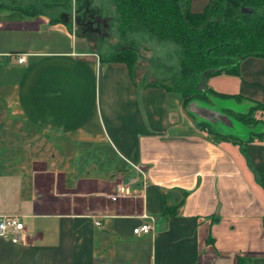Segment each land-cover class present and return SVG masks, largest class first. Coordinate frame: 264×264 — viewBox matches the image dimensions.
<instances>
[{
	"label": "crops",
	"instance_id": "1",
	"mask_svg": "<svg viewBox=\"0 0 264 264\" xmlns=\"http://www.w3.org/2000/svg\"><path fill=\"white\" fill-rule=\"evenodd\" d=\"M74 24L0 10V215L37 235L0 236V264H264V140L243 142L232 108L184 101L146 67L136 77L137 63L130 76L103 61L96 33ZM230 76L232 89H210L264 103V58H243ZM195 120L241 141L213 140ZM126 159L145 165L144 195L112 200L136 176ZM129 188L141 192L139 181ZM143 212L154 230L135 234Z\"/></svg>",
	"mask_w": 264,
	"mask_h": 264
},
{
	"label": "trees",
	"instance_id": "2",
	"mask_svg": "<svg viewBox=\"0 0 264 264\" xmlns=\"http://www.w3.org/2000/svg\"><path fill=\"white\" fill-rule=\"evenodd\" d=\"M78 0H74V7ZM115 12L116 29L120 35L128 31H144L178 45L175 66L159 62L171 84H160L178 90L184 101L202 99L212 102L211 93L218 97L242 99L239 94L200 88L201 76L239 75L243 58H264V0H208L201 11H191L190 0H111ZM72 0H0V10H16L25 17L43 14L52 23L71 18ZM61 10L56 12L55 9ZM69 20V19H68ZM67 21L70 22V21ZM103 61L124 62L130 76L138 60V49L130 41L111 51L100 53ZM246 100V99H245ZM244 112L225 109L241 123L250 121L255 112L264 113V103L247 99ZM197 126L213 140L241 141L236 135L216 130L207 121L195 120ZM264 140V130H250L243 142ZM251 165V162H247ZM264 188V177L256 171ZM176 205L163 206L161 214L171 215ZM250 260L238 256L237 264Z\"/></svg>",
	"mask_w": 264,
	"mask_h": 264
},
{
	"label": "rangeland",
	"instance_id": "3",
	"mask_svg": "<svg viewBox=\"0 0 264 264\" xmlns=\"http://www.w3.org/2000/svg\"><path fill=\"white\" fill-rule=\"evenodd\" d=\"M72 5L73 12H71V18L66 17V20L69 19L68 21L75 23L74 25H76L78 31L82 29L85 31H94L101 43V48L104 51H111L114 48L125 45L127 41L135 44L138 49L137 70L134 72L136 77L144 71L146 67L149 71V75H147L146 78L147 80H150L151 82L163 81L164 83L177 87V85L169 82L166 78L167 75L165 77L163 68L158 64L159 62L172 66L177 64V43L166 39L158 40L144 31H128L124 35H120L116 29V15L111 0H78L75 7L74 0H72ZM55 10L56 12H59L61 8ZM95 15L99 16L102 21L98 20ZM211 78L207 84H210V88L213 89H217L218 87L221 89V86L225 88L227 86L228 89H232L233 80H236L235 77L226 74L217 75ZM204 81L205 77L202 75L199 81V86H201V88L204 87ZM208 94L213 101L211 105L217 106L218 109H221L220 107H228L232 108L233 111L244 112L249 104V102L242 101L241 99L224 98L214 96L211 93ZM203 115H207L209 119L211 118V121H218V124L216 125L227 124L224 122V120L226 121L224 116L218 115L213 118L211 113H204ZM238 124H240L239 126H241V129L234 128L235 130H229L224 128V131L234 130L237 131L239 135L247 136L250 130H264V113L257 111L254 113L250 121L247 123L238 122Z\"/></svg>",
	"mask_w": 264,
	"mask_h": 264
},
{
	"label": "built area",
	"instance_id": "4",
	"mask_svg": "<svg viewBox=\"0 0 264 264\" xmlns=\"http://www.w3.org/2000/svg\"><path fill=\"white\" fill-rule=\"evenodd\" d=\"M17 60L19 62L24 61L25 53H19L17 56ZM126 161L133 168L136 176L134 178L128 179L126 182L118 184L113 193L109 195L112 200H116L122 197L144 195L143 190L147 184L145 165L140 162H134L128 159H126ZM136 181H139L141 185V192L139 194L129 188L130 182ZM141 217L148 219L149 222H142L139 225L135 226L132 230L133 233L139 234L141 232H149L154 230V217L150 214H147L146 212H143L141 214ZM95 223L98 224L97 221ZM0 236H8L14 243L24 244L34 240L37 235L35 232L29 230L26 227L20 215L2 214L0 215Z\"/></svg>",
	"mask_w": 264,
	"mask_h": 264
},
{
	"label": "flooded vegetation",
	"instance_id": "5",
	"mask_svg": "<svg viewBox=\"0 0 264 264\" xmlns=\"http://www.w3.org/2000/svg\"><path fill=\"white\" fill-rule=\"evenodd\" d=\"M73 8V7H72Z\"/></svg>",
	"mask_w": 264,
	"mask_h": 264
}]
</instances>
